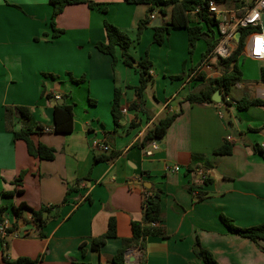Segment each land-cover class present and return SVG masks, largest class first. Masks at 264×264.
I'll list each match as a JSON object with an SVG mask.
<instances>
[{
  "label": "crops",
  "instance_id": "obj_1",
  "mask_svg": "<svg viewBox=\"0 0 264 264\" xmlns=\"http://www.w3.org/2000/svg\"><path fill=\"white\" fill-rule=\"evenodd\" d=\"M90 1L100 6L69 5L56 17V28L63 33L53 39L51 0H0V209L7 208L4 216L11 224L10 236L0 237V264L21 259L112 264L122 240L132 236V222L143 220L145 182L160 193L159 226L166 236L149 237L144 251L129 249L127 264H204L194 250L197 241L219 264H264V240L232 233L221 218L240 228L264 225V107L241 111L236 106L242 98L264 99V63L242 54L251 62L240 68L243 82L231 91L238 97L228 95L231 105L184 102L204 85L187 73L200 63L206 44L198 42L200 57L191 56L188 31L175 29L157 45L152 21L132 45L138 61L147 56L152 62V82L144 93V112L131 110L138 72L121 61L114 67L96 44L107 42L105 20L136 35L150 7ZM221 7L241 10L234 2ZM152 14L162 23L170 19L158 10ZM251 70L254 82L244 80ZM176 76L180 79L172 78ZM115 88L122 90L121 111L127 109L118 125L112 115ZM56 94L62 99L54 100ZM62 104L74 108L73 131L66 134L54 132V108ZM18 106L29 108V121L17 114ZM180 111L161 140L164 148L146 156L151 143L145 148L136 144L161 119ZM23 127L43 128L32 138L55 149L53 160L31 157L25 142L15 140ZM226 141L233 145L232 154L215 156ZM105 146L110 150L104 151ZM114 153H119L114 160L96 162ZM174 166L180 171L173 172ZM23 171V186L16 187ZM16 189L22 193L3 195ZM21 203L37 211L44 208L42 222L28 211L17 219L12 209ZM111 218L117 237L92 250V240L107 232Z\"/></svg>",
  "mask_w": 264,
  "mask_h": 264
},
{
  "label": "trees",
  "instance_id": "obj_2",
  "mask_svg": "<svg viewBox=\"0 0 264 264\" xmlns=\"http://www.w3.org/2000/svg\"><path fill=\"white\" fill-rule=\"evenodd\" d=\"M215 1L217 4H224L227 2L236 3L239 8L245 6L244 0H124L127 4L133 5H147L150 7L149 14L158 10L162 16L169 15L168 22H163L160 27L153 28L154 37L153 42L157 45L165 43L171 32L175 29H186L189 34V53L192 55L195 51L197 43L203 41L206 44L205 53L202 55L200 63L190 70L187 74L193 75V82L204 83L200 90L191 91L184 102L190 104H215L212 100L216 92H220L223 101L227 105H231L230 101L226 98L231 93L232 89L239 83L243 82V73L238 66V60L244 52L245 42L247 36L259 29H241L240 40L234 51L227 58H220L218 64L221 73L217 77H208L200 68L202 63L213 53L216 46L220 42L219 22L211 16L209 12V3ZM53 6L52 18V38H58L63 32L56 28L55 19L63 12L69 5L87 4L89 8H96L100 5L90 0H51ZM199 9V11H196ZM106 12V9H103ZM150 15L138 23L136 39H132L129 34L114 26L109 21L105 20L104 27L107 36V42H98L96 48L98 51L105 55H109L113 59V66L116 67L119 61L130 68L134 69L139 74V83L136 87L132 88L136 95V100L131 104V110H139L144 112V93L149 83L152 82L150 70H152V62L146 58L138 61L130 52L132 45L140 41L143 31L151 24L152 20ZM173 79H180L179 76L172 77ZM261 80L264 82V67L261 68ZM78 80L76 82H83ZM122 90L115 88L112 115L115 124L118 125L123 119L122 111ZM237 109L245 110L251 106H263L264 99H249L242 98L237 101ZM15 111L21 118L26 121L31 119L29 108L18 106ZM179 113L169 114L161 119L153 129L149 130L143 140L136 144L137 147L145 148L147 144L162 140L170 126L180 115ZM74 124V108L72 105H56L54 108V132L56 133H70L73 131ZM37 130V131H36ZM26 127L20 131L15 132V140L23 141L26 144L28 154L39 160L51 161L55 158L56 151L54 148L48 147L43 144H36L33 140L35 133H41L43 128L37 129ZM233 145L226 141L225 144L214 152L215 156H230L232 154ZM263 158L264 154L262 153ZM119 156V153L111 154L108 157H97L96 162L102 160H114ZM25 171L15 180L16 187L23 186ZM209 180H205V184H209ZM22 190L16 189L13 192H5L3 195L6 197L21 194ZM201 195L200 197H202ZM159 191L152 189H145L143 200V220L132 222V236L122 240V247L111 259L112 264H127L125 261V254L129 249L139 248L144 251L146 249V242L149 237H165V229L159 224L163 221V212L160 202ZM7 208L0 209V223L2 217L6 214ZM15 217L20 219L25 211L30 212L35 222L41 223L45 209L34 210L24 203L13 207L12 209ZM222 221L227 228L243 238L250 239L254 242L264 240V225H258L251 228L237 227L230 219L222 216ZM117 237L116 220L111 218L108 225L107 232L99 238L93 239L91 249L99 251L107 240ZM196 255L204 262V264H219L214 256L207 250L201 248L200 243L197 241L195 244ZM13 264H37L28 259H21Z\"/></svg>",
  "mask_w": 264,
  "mask_h": 264
},
{
  "label": "built area",
  "instance_id": "obj_3",
  "mask_svg": "<svg viewBox=\"0 0 264 264\" xmlns=\"http://www.w3.org/2000/svg\"><path fill=\"white\" fill-rule=\"evenodd\" d=\"M245 6L241 8L239 13L227 11L222 9V4H217L215 1L209 3V12L219 22L220 42L215 50L209 57L202 63L201 70L208 77H217L221 73L218 61L220 58H227L236 48L238 42L236 40L238 32L241 29H259L247 36L244 52L256 61L264 63V32L262 31V16L264 14V0H244ZM196 11H199L197 9ZM150 19L154 21L156 14H151ZM217 60V63H213ZM152 73V72H151ZM193 75H189L192 79ZM54 100L59 101L62 99L61 95L56 94L53 96ZM226 101L229 99L226 98ZM127 109H123L122 113H126ZM50 131V129H47ZM159 145L156 141L151 142L150 148L145 149V155L151 156L153 150H157ZM264 149V143L262 144ZM104 151H109V147L105 146ZM172 171L177 173L180 171L179 166H174ZM202 174V173H201ZM196 195V194H195ZM11 224L9 219L5 216L2 217L0 223V237L6 239L10 236Z\"/></svg>",
  "mask_w": 264,
  "mask_h": 264
},
{
  "label": "rangeland",
  "instance_id": "obj_4",
  "mask_svg": "<svg viewBox=\"0 0 264 264\" xmlns=\"http://www.w3.org/2000/svg\"><path fill=\"white\" fill-rule=\"evenodd\" d=\"M130 37H131L132 39H136V35H135V34H131ZM130 52H131L133 55H134V54L136 55V51H135V49H134V46L131 47ZM191 56L200 57L199 50H196V49H195L194 53H193ZM121 62H122V61H121ZM249 62H251L249 59H247V58L241 56V57L239 58V60H238V66H239L240 68L243 69L244 66H245V65H248ZM121 64H122V63H120V65H121ZM257 66H259V65H257ZM120 68H122V70L124 69L123 64L120 66ZM257 69H258V68H256V66H255V71H256ZM244 71H245V70H244ZM129 72H131L132 75L135 74V71H134V70H130ZM244 80H249V81L254 82V81L257 80V77L254 76V72L251 70V71L248 72L247 75H245ZM194 87H195V86H193L192 89H193ZM202 87H203V86H202ZM202 87L197 88V90H200ZM231 95H232L233 98L238 97V96H237V93L235 92V90H233V92L231 93Z\"/></svg>",
  "mask_w": 264,
  "mask_h": 264
},
{
  "label": "water",
  "instance_id": "obj_5",
  "mask_svg": "<svg viewBox=\"0 0 264 264\" xmlns=\"http://www.w3.org/2000/svg\"><path fill=\"white\" fill-rule=\"evenodd\" d=\"M161 25H162V21H161L160 18H158L155 21H153V23L151 24V27L152 28H157V27H160ZM262 31L264 32V14L262 16ZM240 37H241V32H238V35H237V38H236L237 42H239ZM212 100H213L214 103H222L223 102V99H222V96H221L220 92H216L213 95ZM156 142L159 145V147L164 148L163 145L161 144V140H158ZM138 184H141V182H138ZM143 186L145 188H147V189H150L151 188V184L148 183V182L143 183ZM128 254H129V251H127L126 254H125L126 263H129V261L127 260Z\"/></svg>",
  "mask_w": 264,
  "mask_h": 264
}]
</instances>
